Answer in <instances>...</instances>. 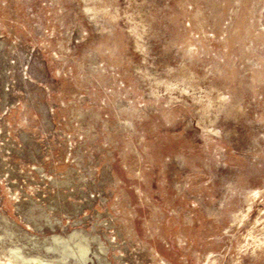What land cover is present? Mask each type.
Listing matches in <instances>:
<instances>
[{
	"label": "rangeland",
	"instance_id": "rangeland-1",
	"mask_svg": "<svg viewBox=\"0 0 264 264\" xmlns=\"http://www.w3.org/2000/svg\"><path fill=\"white\" fill-rule=\"evenodd\" d=\"M0 264H264V0H0Z\"/></svg>",
	"mask_w": 264,
	"mask_h": 264
},
{
	"label": "bare ground",
	"instance_id": "bare-ground-1",
	"mask_svg": "<svg viewBox=\"0 0 264 264\" xmlns=\"http://www.w3.org/2000/svg\"><path fill=\"white\" fill-rule=\"evenodd\" d=\"M80 258H82L85 255V251L83 249L80 250V252L77 254Z\"/></svg>",
	"mask_w": 264,
	"mask_h": 264
}]
</instances>
